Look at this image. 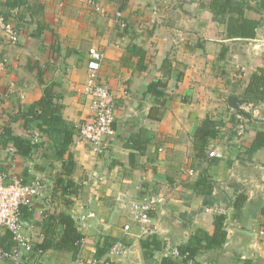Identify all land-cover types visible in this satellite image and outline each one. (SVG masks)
Wrapping results in <instances>:
<instances>
[{"label":"crops","instance_id":"obj_1","mask_svg":"<svg viewBox=\"0 0 264 264\" xmlns=\"http://www.w3.org/2000/svg\"><path fill=\"white\" fill-rule=\"evenodd\" d=\"M208 1L0 0V15L19 30L16 44L0 41V62L5 61L0 69V173L26 181L43 178L49 185L45 196L22 207L23 232L34 245L27 255L30 264L182 260L172 251L200 229L213 234L217 214L225 215L226 242L201 250L187 264H264V148L251 149L256 130L264 129L254 111L259 103L242 104L250 117L238 115L235 122L229 104L230 95H242L250 75L264 67V9L259 11V0H246L247 16L261 21L257 36L228 38L227 23L214 19ZM118 10L128 23L125 28L117 22ZM136 47L143 57L130 52ZM91 48L103 53L100 80L115 99L116 133L103 152L89 142H75L79 126L92 113L82 90ZM155 81L160 97L149 91ZM47 84H54L61 113L76 130L64 156L37 120L26 122L23 116ZM241 117L248 119L243 131ZM6 127L36 144L30 156L3 144ZM202 127L218 130L203 152L195 144ZM214 150L221 156H210ZM145 195L164 198L152 212V232L132 218V201ZM60 212L71 214L85 235L76 257L55 247L39 248L46 232L56 230L59 237L61 226L54 217ZM117 242L125 250L112 256ZM14 244L5 229L4 247ZM99 247H107L100 257Z\"/></svg>","mask_w":264,"mask_h":264},{"label":"trees","instance_id":"obj_2","mask_svg":"<svg viewBox=\"0 0 264 264\" xmlns=\"http://www.w3.org/2000/svg\"><path fill=\"white\" fill-rule=\"evenodd\" d=\"M206 5H208L214 13L215 20L227 23L228 30L226 34L228 38L248 39L257 36V30L261 25V21L247 16V10L250 9V4L246 0H209ZM258 9L259 11L260 9H264V0L258 1ZM137 49L136 47L130 52L133 53V55L139 54L143 57L144 51ZM227 51L228 47L222 50L220 56L222 59L225 58ZM163 66L167 68V62H164ZM40 81H43L41 76ZM149 91L157 97L163 95L159 81L152 82L149 85ZM56 98L54 84H47L42 98L32 103L23 116L27 119L26 122L37 120L40 130L54 139L58 154L64 156L68 152L69 146H71L76 135V130L63 117L61 113L62 105L57 102ZM261 101H264L263 66L258 67L250 75V79L242 95H230L229 104L235 109L231 119L235 122L238 115L246 118L250 117L249 114L242 109V104L248 103L256 105ZM213 123L211 122V124ZM215 124L216 123H214V125ZM217 135L218 130L216 128H199L195 135L196 147L203 152L209 139ZM1 138L5 146L8 143L11 144L16 149L17 153L26 157L32 154L36 146L31 139L15 134L10 127L4 128ZM262 148H264V129H257L251 149L255 151ZM68 164L69 168L73 169L75 163L71 154H68ZM64 183L65 181L61 182V184ZM71 184L72 182L69 180L67 187H70ZM54 218L58 220L61 226L59 237L57 238L56 236V230L46 232V238L39 244V248L46 250L50 247H55L59 250L71 251L74 257H76L80 252L85 235L78 229L76 221L71 214L60 212ZM226 239L227 230L225 228V215L217 214L215 218V231L213 234L203 229L198 230L191 236L189 242L179 249V257H182V260L166 257L160 264H187L203 249L222 247ZM106 251L107 247H99L97 256H102Z\"/></svg>","mask_w":264,"mask_h":264},{"label":"built area","instance_id":"obj_3","mask_svg":"<svg viewBox=\"0 0 264 264\" xmlns=\"http://www.w3.org/2000/svg\"><path fill=\"white\" fill-rule=\"evenodd\" d=\"M93 5L99 9L94 2ZM116 19L121 27H127V21L122 10L116 12ZM19 40V30L16 24L4 15H0V41L15 43ZM87 62L88 77L83 84V93L90 99L91 117L79 126L78 134L75 137L76 143L89 142L97 152H103L109 146V139L116 130L115 121V99L106 84L100 80V70L103 53L96 48L89 51ZM5 61L0 62V69L4 67ZM252 105V104H249ZM253 106V105H252ZM264 101L255 106V113L260 117L264 126ZM246 121H242L240 128L243 131ZM11 152L16 149L11 145ZM210 156H221V153L211 151ZM49 190L47 181L43 178H35L26 181L22 177H9L6 173H0V261H9L12 264H30L28 254L33 251L34 245L24 234V222L22 219V207L29 206L36 199L45 196ZM162 196L145 195L132 205V218L136 223L145 227L146 232H152V212L162 203ZM92 215V214H90ZM87 216L81 219L86 220ZM125 231L130 230L131 224L125 225ZM13 234L15 244L8 249L3 245L4 230ZM125 250L122 242H117L111 249L112 256H118ZM172 254L180 256L179 249H174ZM101 259L91 260L79 259L77 264H102Z\"/></svg>","mask_w":264,"mask_h":264},{"label":"rangeland","instance_id":"obj_4","mask_svg":"<svg viewBox=\"0 0 264 264\" xmlns=\"http://www.w3.org/2000/svg\"><path fill=\"white\" fill-rule=\"evenodd\" d=\"M241 118H242V121H244V122L248 120V119H244L243 117H241Z\"/></svg>","mask_w":264,"mask_h":264},{"label":"water","instance_id":"obj_5","mask_svg":"<svg viewBox=\"0 0 264 264\" xmlns=\"http://www.w3.org/2000/svg\"><path fill=\"white\" fill-rule=\"evenodd\" d=\"M133 203H135L136 201H132Z\"/></svg>","mask_w":264,"mask_h":264}]
</instances>
